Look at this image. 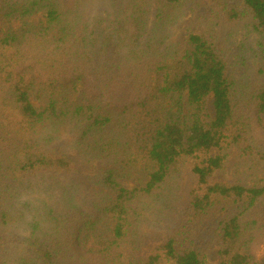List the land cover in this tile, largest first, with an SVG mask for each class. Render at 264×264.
<instances>
[{
  "label": "trees",
  "instance_id": "16d2710c",
  "mask_svg": "<svg viewBox=\"0 0 264 264\" xmlns=\"http://www.w3.org/2000/svg\"><path fill=\"white\" fill-rule=\"evenodd\" d=\"M101 2L0 0V264H208L215 248L218 264H264V184L222 177L233 151L264 177V0H109L112 21L91 16ZM185 13L183 44L167 45ZM220 24L255 35L254 79ZM60 130L108 168L98 198L65 189L56 210L37 176L76 171ZM187 159L182 220L143 261L135 204Z\"/></svg>",
  "mask_w": 264,
  "mask_h": 264
},
{
  "label": "rangeland",
  "instance_id": "374dc122",
  "mask_svg": "<svg viewBox=\"0 0 264 264\" xmlns=\"http://www.w3.org/2000/svg\"><path fill=\"white\" fill-rule=\"evenodd\" d=\"M90 10L92 17L103 16L112 21V14L109 7V0L102 2ZM42 19V14L33 16L30 21L37 22ZM152 15L149 16V23ZM192 17L185 13L175 25L169 28L166 44L182 45L186 32L191 26ZM218 42L228 47L231 53L242 56L248 65L247 77L254 79L257 75L258 63L252 57V51L257 48L256 37L248 35L242 24H220L217 29ZM33 105L37 106L34 101ZM207 111L213 117L212 97L207 100ZM56 141L53 142L59 150H65L69 156L77 161V169L69 174H56L46 172L37 178H44L42 187L48 193H40L41 200L48 202L57 210L62 207V199L68 190L77 203H88L98 198L103 188L96 184L98 177L108 168V165L101 161H88L81 154L71 148L74 136L65 131L58 132ZM54 144H52L54 146ZM191 159H187L182 165L179 173L161 190L158 197L143 198L136 202L135 207L140 215L138 225L135 227L137 237L141 239L140 257L143 261L155 252V249L167 238L169 233L182 220L184 209L188 202L187 191L192 182ZM222 177L231 182H239L247 186H261L264 184V177L248 168L245 163H238L236 153L233 151L225 165ZM121 186L132 189L134 184L128 181H119ZM177 189V191H176ZM37 196V195H36ZM263 249L258 252L260 257ZM208 264H218L217 250L212 249L206 252Z\"/></svg>",
  "mask_w": 264,
  "mask_h": 264
}]
</instances>
